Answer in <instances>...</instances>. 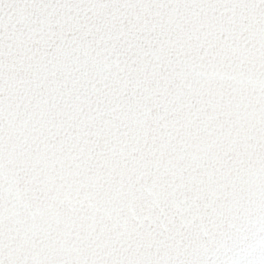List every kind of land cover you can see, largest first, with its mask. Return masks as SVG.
<instances>
[{"label": "snow or ice", "instance_id": "6c2138e0", "mask_svg": "<svg viewBox=\"0 0 264 264\" xmlns=\"http://www.w3.org/2000/svg\"><path fill=\"white\" fill-rule=\"evenodd\" d=\"M0 264H264V0H0Z\"/></svg>", "mask_w": 264, "mask_h": 264}]
</instances>
